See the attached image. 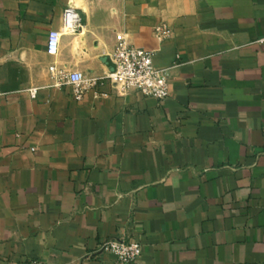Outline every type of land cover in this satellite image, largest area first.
I'll use <instances>...</instances> for the list:
<instances>
[{
	"label": "crops",
	"instance_id": "1",
	"mask_svg": "<svg viewBox=\"0 0 264 264\" xmlns=\"http://www.w3.org/2000/svg\"><path fill=\"white\" fill-rule=\"evenodd\" d=\"M121 41L168 99L116 94ZM52 65L101 82L77 100ZM119 237L136 262L98 252ZM32 262L264 264V0H0V264Z\"/></svg>",
	"mask_w": 264,
	"mask_h": 264
},
{
	"label": "built area",
	"instance_id": "2",
	"mask_svg": "<svg viewBox=\"0 0 264 264\" xmlns=\"http://www.w3.org/2000/svg\"><path fill=\"white\" fill-rule=\"evenodd\" d=\"M81 21L78 9L69 5L63 13L62 28L50 31L47 52L52 56L58 55L63 35L77 32L81 28ZM113 61L116 67L110 71L108 78L117 95L125 96L140 92L161 101L170 97L169 74L165 69L156 66L153 51L121 41L116 48ZM50 71L55 77L58 76L60 84L72 87L77 100H81L90 88L101 82L99 79L87 78L80 71H59L55 65L50 67ZM98 252L113 254L123 263H134L141 256L143 246L140 242L125 237L111 238L99 244Z\"/></svg>",
	"mask_w": 264,
	"mask_h": 264
},
{
	"label": "water",
	"instance_id": "3",
	"mask_svg": "<svg viewBox=\"0 0 264 264\" xmlns=\"http://www.w3.org/2000/svg\"><path fill=\"white\" fill-rule=\"evenodd\" d=\"M107 61H108L109 65H110V67H111V71L115 70L116 65H115L113 59L107 58Z\"/></svg>",
	"mask_w": 264,
	"mask_h": 264
}]
</instances>
